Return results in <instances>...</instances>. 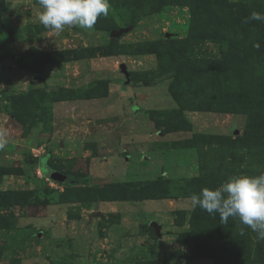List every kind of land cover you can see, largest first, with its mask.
Here are the masks:
<instances>
[{
  "label": "rangeland",
  "instance_id": "obj_1",
  "mask_svg": "<svg viewBox=\"0 0 264 264\" xmlns=\"http://www.w3.org/2000/svg\"><path fill=\"white\" fill-rule=\"evenodd\" d=\"M109 3L57 33L38 0H0V264H264L190 199L264 170V22H243L264 0Z\"/></svg>",
  "mask_w": 264,
  "mask_h": 264
},
{
  "label": "clouds",
  "instance_id": "obj_2",
  "mask_svg": "<svg viewBox=\"0 0 264 264\" xmlns=\"http://www.w3.org/2000/svg\"><path fill=\"white\" fill-rule=\"evenodd\" d=\"M38 4L42 9L39 22L57 33L65 26L93 29L98 17H106L110 10L109 0H38ZM250 21L264 22V13L253 11L243 22ZM5 143L0 140V149ZM190 199L194 207L199 206L210 215L219 213L224 223L230 217L238 218L257 234L258 240H264V170L259 175H233L219 187L202 188Z\"/></svg>",
  "mask_w": 264,
  "mask_h": 264
},
{
  "label": "trees",
  "instance_id": "obj_3",
  "mask_svg": "<svg viewBox=\"0 0 264 264\" xmlns=\"http://www.w3.org/2000/svg\"><path fill=\"white\" fill-rule=\"evenodd\" d=\"M7 33V36L6 38L3 40L2 43H0V48L4 47L5 44L7 43H10V35L8 34V31L6 30L5 31ZM26 161L29 162L31 165H39L41 171H42V166L40 164V159H38L36 156H33V155H28L26 156ZM46 177L47 176V172H42ZM68 177H71L70 175H68ZM80 183H86L88 180H89V177L88 176H83V177H80L79 179ZM60 183V182H59ZM151 182L150 181H142V182H136V183H128V182H116L114 183L116 186H119L121 188H123L125 190V192L127 193V199L128 200H132L133 199V192L135 190H141L143 189L144 185H148L150 184ZM60 184H64V185H69L70 184V181H65L64 183H60ZM93 191L96 195V199L101 201V197L99 195V191H100V188L97 186V185H94L93 187ZM145 198H149V197H145Z\"/></svg>",
  "mask_w": 264,
  "mask_h": 264
},
{
  "label": "water",
  "instance_id": "obj_4",
  "mask_svg": "<svg viewBox=\"0 0 264 264\" xmlns=\"http://www.w3.org/2000/svg\"><path fill=\"white\" fill-rule=\"evenodd\" d=\"M126 29H119L118 31H111L109 36L110 37H117L120 35L123 31ZM120 71L123 73L124 76V84L129 83L130 77H129V72L125 66L124 63H121L119 65ZM234 133H237V130L234 131ZM47 176L53 180H56L57 182L64 183L67 181V174H64L56 169L50 168V170L46 173ZM150 225L153 226L155 231L159 233V226L156 225L155 222H150Z\"/></svg>",
  "mask_w": 264,
  "mask_h": 264
},
{
  "label": "crops",
  "instance_id": "obj_5",
  "mask_svg": "<svg viewBox=\"0 0 264 264\" xmlns=\"http://www.w3.org/2000/svg\"><path fill=\"white\" fill-rule=\"evenodd\" d=\"M40 159V158H39Z\"/></svg>",
  "mask_w": 264,
  "mask_h": 264
}]
</instances>
